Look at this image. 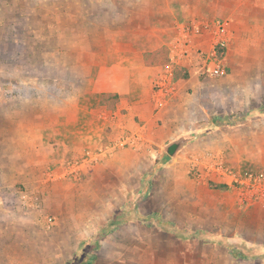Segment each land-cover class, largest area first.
Listing matches in <instances>:
<instances>
[{
	"label": "rangeland",
	"instance_id": "obj_1",
	"mask_svg": "<svg viewBox=\"0 0 264 264\" xmlns=\"http://www.w3.org/2000/svg\"><path fill=\"white\" fill-rule=\"evenodd\" d=\"M154 1L0 0V134H45L53 148L16 188L28 202L0 214V264H264V206L243 203L219 169L264 177L263 12L244 25L218 16L231 21L223 56L208 44L204 61L173 64L183 96L154 108L177 134L108 140L121 97L95 92V58L146 48L170 66L173 33L158 41ZM211 61L226 75L204 72ZM178 67L189 77L175 79Z\"/></svg>",
	"mask_w": 264,
	"mask_h": 264
},
{
	"label": "crops",
	"instance_id": "obj_2",
	"mask_svg": "<svg viewBox=\"0 0 264 264\" xmlns=\"http://www.w3.org/2000/svg\"><path fill=\"white\" fill-rule=\"evenodd\" d=\"M150 4L152 7L148 9V13L154 16V22L161 33L158 41L166 40L171 33L173 39L178 31L173 32L175 27L179 29L194 21H212L218 16L234 17L237 23L244 25L245 15L252 17L253 12L261 11V19L264 20V0H157ZM137 12H132V19ZM144 33L145 31L142 35ZM128 39L130 43L131 36ZM150 53L146 48L135 51L129 49L114 62H101L95 58V69H98L95 92L117 93L121 97L120 108L113 111L115 116L107 120L110 127L108 133L111 134H108V140L123 134H177L181 129L180 126L172 127L175 118H168L171 114L168 109L162 111L167 129L162 132L158 127L156 117L162 109L155 112L154 105L159 106V96L154 91V81L163 76L167 67L147 61ZM183 93V89L179 87L175 97L180 99ZM121 108L125 110L120 112ZM109 112L111 115V111ZM98 119L100 121V116ZM52 149L45 134H0L1 215L6 216L9 214L7 212L14 209H11L9 202L19 208L16 204L20 201V196L16 188L21 184L29 186L42 174L46 161H51ZM14 193L17 194L16 197L8 195Z\"/></svg>",
	"mask_w": 264,
	"mask_h": 264
},
{
	"label": "built area",
	"instance_id": "obj_3",
	"mask_svg": "<svg viewBox=\"0 0 264 264\" xmlns=\"http://www.w3.org/2000/svg\"><path fill=\"white\" fill-rule=\"evenodd\" d=\"M230 27V19H215L190 22L178 29L170 46L172 64L167 67L162 77L154 81V88L159 96V105H163L168 98L172 99L177 94L178 85L173 79V64L189 65L198 60L204 61V46L211 45L214 53L218 45L228 41ZM202 68L205 69L204 72L209 71L215 76H223L227 73L221 61H211L209 66H202ZM219 169L225 179L223 182L239 186L243 203L264 206V177L258 175L242 177L226 166ZM20 199L28 202L27 194H21Z\"/></svg>",
	"mask_w": 264,
	"mask_h": 264
},
{
	"label": "trees",
	"instance_id": "obj_4",
	"mask_svg": "<svg viewBox=\"0 0 264 264\" xmlns=\"http://www.w3.org/2000/svg\"><path fill=\"white\" fill-rule=\"evenodd\" d=\"M216 51L218 52V55L220 57H222L223 54H224V51H225V45L224 44L218 45L217 48H216ZM155 56H156V54L153 56V54L150 53L149 56L147 57V59H148L147 61L155 63V64H162V61L156 60ZM180 70H183V69L181 67L180 68L178 67V69H176L175 79L188 78L189 77L188 71L185 70V72H183V74H179L178 71H180ZM103 95L106 96V97H114V98L117 97V98H119V94H117V93H103ZM230 118H231L230 116L229 117H227V116H225V117H215V118L212 119L213 120L212 122L215 123V121H216V122H218V124L226 123L227 121L230 120ZM230 251L234 255L241 254L240 252L237 251L236 248H230Z\"/></svg>",
	"mask_w": 264,
	"mask_h": 264
},
{
	"label": "water",
	"instance_id": "obj_5",
	"mask_svg": "<svg viewBox=\"0 0 264 264\" xmlns=\"http://www.w3.org/2000/svg\"><path fill=\"white\" fill-rule=\"evenodd\" d=\"M183 141L182 140H178V141H174L172 143H170L167 147V153L170 156H174L179 150L180 148L183 146Z\"/></svg>",
	"mask_w": 264,
	"mask_h": 264
}]
</instances>
